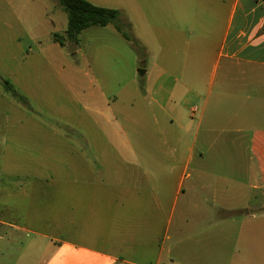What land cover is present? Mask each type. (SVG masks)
Returning <instances> with one entry per match:
<instances>
[{
	"label": "rangeland",
	"instance_id": "1",
	"mask_svg": "<svg viewBox=\"0 0 264 264\" xmlns=\"http://www.w3.org/2000/svg\"><path fill=\"white\" fill-rule=\"evenodd\" d=\"M117 24L133 41L126 40L111 24L88 28L80 34L77 44L66 41L62 47L55 43L54 35H64L68 16L58 0H0V121H5L3 116L11 118L8 131L0 128V264H45L54 244L42 236L62 235L49 229L51 212L57 224L64 225V214L53 213L55 201H73L91 192L73 186L70 191H55L50 196L40 194L36 186L76 184L80 178H90L92 174H83L79 169L81 162L84 166L96 165L92 159H81V154L109 157L121 153L138 162L124 145L127 139L133 150H145L143 113L151 99L144 91L149 76H142L140 71L149 68L155 73V65L173 63L175 60H169L173 56L176 65L182 67L186 37L148 24L139 29L122 20ZM201 49L195 44L189 53L195 56ZM199 71L198 78H180L181 83L197 90L194 95L183 96L189 102L184 104L186 116L182 124L185 128L193 124L192 132L186 134L179 125L174 126L183 133L184 146L192 141L208 102L211 110L207 109L201 138L210 127L209 114L222 112L214 108L219 103L228 104L232 115L240 116L233 122L220 121L218 135L226 137L230 133L237 137L234 130H226L242 127V135L264 137V77L236 73L224 78L223 67L212 77L211 62H201ZM150 80L151 85L174 84L173 78L159 76ZM5 81L27 103L18 102L7 91ZM227 84L229 90L225 88ZM192 108L199 109L194 117ZM20 120H28L22 123L26 128L23 132ZM219 145H223V139ZM256 148L264 149V145L258 142ZM231 149V154L223 157L201 159L198 150L203 149L197 147L192 167L215 168L218 203L225 199L227 207L243 210L241 215L251 209L264 215V180L257 176L250 181L251 175L247 179L245 175L250 168L264 172V157L251 159L250 151L247 154L243 149L241 155H235ZM67 166L71 167L68 173L64 170ZM225 183L230 190L224 193ZM174 232L173 220L169 246L176 240ZM227 245L233 263L264 264V233L255 240L233 235Z\"/></svg>",
	"mask_w": 264,
	"mask_h": 264
},
{
	"label": "crops",
	"instance_id": "2",
	"mask_svg": "<svg viewBox=\"0 0 264 264\" xmlns=\"http://www.w3.org/2000/svg\"><path fill=\"white\" fill-rule=\"evenodd\" d=\"M87 1L118 10L120 20L133 29L148 24L183 33L186 52L182 67L176 65L173 56L169 59L175 60L173 63L155 65V73L147 68L142 75L149 76L144 91L151 99L143 113L145 150H133L129 139L124 143L138 162L121 153L109 157L81 154V159H92L96 165L84 166L81 162L83 166L79 169L83 174H92L90 178H80L81 182L76 184L60 182L35 187L40 194L45 192L50 196L55 191H70L73 186L91 191L73 201L65 198L55 201L53 213L64 214V225L57 224L51 212L49 229L62 235L42 236L54 244L45 264H248L233 263L227 240L233 235L262 238L264 215L258 214V209L241 215L243 210L227 207L225 199L218 203L215 168L192 167V164L197 147L203 149V152L198 150L201 159L231 154V147L235 155H241L244 149L245 153L250 151L251 159L264 157V149L256 148L258 142L264 145V137L242 135V127L226 130L228 133L234 130L239 134L237 137L230 133L226 137L218 135L216 127L220 121L233 122L240 116L232 115L225 103L214 107L222 112L209 114L210 127L201 138L207 109L211 110L210 102L207 103L192 141H187L185 146L183 133H178L174 126L179 125L186 134L192 132L193 124L186 128L182 124L186 116L184 104L189 102L184 95H194L197 90L181 83L180 78L200 77L201 62L212 63V77L221 67L224 78L236 73L264 77V0ZM195 44L202 49L192 56L189 51ZM159 76L173 78L174 84L166 87L160 83L162 80H156L160 85H151L150 79ZM225 88L229 90L228 84ZM194 109L197 111L193 112ZM194 109L192 117L199 111ZM3 117L5 121H0V128L6 132L11 118ZM27 121L18 122L22 132L26 130L22 123ZM222 139L223 145H219ZM69 169L70 166L64 168L66 172ZM245 175L246 179L251 175L250 181L257 176L264 180V172L251 168ZM226 185L224 193L230 190ZM173 220L176 240L169 246Z\"/></svg>",
	"mask_w": 264,
	"mask_h": 264
},
{
	"label": "trees",
	"instance_id": "3",
	"mask_svg": "<svg viewBox=\"0 0 264 264\" xmlns=\"http://www.w3.org/2000/svg\"><path fill=\"white\" fill-rule=\"evenodd\" d=\"M59 5L68 16V27L64 35L55 34V43L65 47V42H79L80 34L91 27H107L111 24L116 26L117 31L128 41L133 39L128 36L117 24L120 20V12L115 9H109L94 5L87 0H58ZM7 91L11 92L14 98L21 103H27L26 98L22 96L11 83L4 82Z\"/></svg>",
	"mask_w": 264,
	"mask_h": 264
},
{
	"label": "water",
	"instance_id": "4",
	"mask_svg": "<svg viewBox=\"0 0 264 264\" xmlns=\"http://www.w3.org/2000/svg\"><path fill=\"white\" fill-rule=\"evenodd\" d=\"M140 74H141V75H144V74H145V71H140Z\"/></svg>",
	"mask_w": 264,
	"mask_h": 264
},
{
	"label": "built area",
	"instance_id": "5",
	"mask_svg": "<svg viewBox=\"0 0 264 264\" xmlns=\"http://www.w3.org/2000/svg\"><path fill=\"white\" fill-rule=\"evenodd\" d=\"M196 111H197V109H194V110H193V112H196Z\"/></svg>",
	"mask_w": 264,
	"mask_h": 264
}]
</instances>
